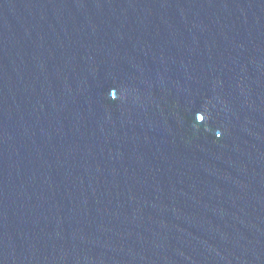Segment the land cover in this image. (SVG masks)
Listing matches in <instances>:
<instances>
[{
	"label": "water",
	"instance_id": "water-1",
	"mask_svg": "<svg viewBox=\"0 0 264 264\" xmlns=\"http://www.w3.org/2000/svg\"><path fill=\"white\" fill-rule=\"evenodd\" d=\"M0 264H264V0H0Z\"/></svg>",
	"mask_w": 264,
	"mask_h": 264
}]
</instances>
